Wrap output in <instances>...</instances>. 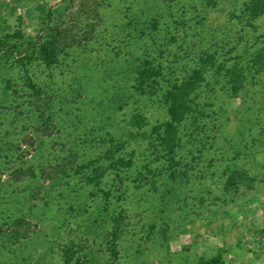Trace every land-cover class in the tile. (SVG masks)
<instances>
[{"label":"rangeland","instance_id":"rangeland-1","mask_svg":"<svg viewBox=\"0 0 264 264\" xmlns=\"http://www.w3.org/2000/svg\"><path fill=\"white\" fill-rule=\"evenodd\" d=\"M248 1L0 0V36L21 27L26 49L62 33L68 46L50 69L0 53V264H65L70 242L80 248L72 264H198L219 254L225 264H264V73L249 93L236 96L223 82L202 101L203 116L180 128L176 168L131 126L136 114L148 132L168 119L161 97L133 87L154 50L173 55L187 36L189 55L166 71L172 78L206 52L233 63L244 48L264 46V17L250 28ZM51 74L43 117L24 80ZM121 140L118 155L133 164L115 177L103 157ZM94 164L106 168L98 187L87 181ZM237 172L246 179L227 186Z\"/></svg>","mask_w":264,"mask_h":264},{"label":"trees","instance_id":"trees-1","mask_svg":"<svg viewBox=\"0 0 264 264\" xmlns=\"http://www.w3.org/2000/svg\"><path fill=\"white\" fill-rule=\"evenodd\" d=\"M210 5H217L221 0H207ZM244 14L250 28H254L255 21L260 17H264V0H249L245 3ZM152 28L157 29V22H152ZM62 33L56 37L40 38L38 42H30L31 46L23 49L22 43L25 34L22 28L16 29L13 33H7L0 36V53L4 52L8 57H15L23 68L27 69L29 65L26 61L35 59L38 65L46 69H50L57 65L59 57L65 52L67 44L62 42ZM186 38V40H185ZM244 39V38H242ZM168 45H176L177 35L171 34L167 40ZM242 40L238 41L235 46H241ZM249 42L247 41L246 44ZM176 50L167 53V49L158 48L155 54L145 56L139 63L136 72L133 87L141 93H148L152 96L161 97L163 104L167 108V121L154 125L151 132L144 130L148 125L147 119L143 114H136L131 120V126L136 129L133 138L137 140H149V144L153 147L158 156L169 163L170 167L176 168L178 165L177 153L181 147L182 138L180 137V128L188 120L200 119L203 116L202 101L210 99L218 85L224 82L229 85L230 90L238 96L241 93H249V91L260 82L264 73V46L258 48H244L242 53L235 55L234 62L230 58H226L220 51L213 53L206 52L204 56L199 57L197 66L185 76H172L167 78L166 71L176 73L175 66L182 64L183 59L188 57L189 46L187 36L182 38ZM236 49V50H235ZM252 50V52H251ZM254 50V51H253ZM232 52L238 51L233 48ZM187 53L185 58L182 55ZM48 80L36 81L33 77L28 76L24 80L25 87L31 91L30 100L31 107L40 112L44 117L45 111L42 106L47 107V100L51 94L53 83V75L48 76ZM258 84V85H257ZM44 100L45 104H41ZM49 108L47 107V110ZM111 149L104 155V160L109 162L108 169L111 170L115 177H119L124 169L131 167L133 158L119 156L126 147L127 142L122 140L119 142L112 141ZM96 164V163H95ZM93 166L92 175L87 178L88 183L98 187L102 177L105 175L106 168L101 165ZM104 168V169H103ZM246 179V174L237 172L228 179L227 186L234 185L238 180ZM106 197L109 192L104 193ZM120 213L114 220V227L110 243V251L114 257H118L117 240L122 234L123 218ZM22 221L21 218L18 219ZM70 242L62 247L61 258L65 264H72L76 260V256L80 251L75 244ZM198 264H225L223 256L205 259L201 258Z\"/></svg>","mask_w":264,"mask_h":264}]
</instances>
